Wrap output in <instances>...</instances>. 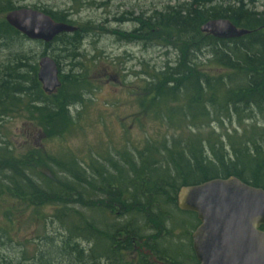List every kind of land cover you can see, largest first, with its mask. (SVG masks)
<instances>
[{"label":"trees","instance_id":"obj_1","mask_svg":"<svg viewBox=\"0 0 264 264\" xmlns=\"http://www.w3.org/2000/svg\"><path fill=\"white\" fill-rule=\"evenodd\" d=\"M23 1L0 0V55L6 54L0 62V124L27 112L44 130L63 124L76 127L71 108L88 102L92 87L83 75L61 74L57 64L60 87L52 95L42 91L37 56L23 51L27 39L4 20L6 13L24 7L18 6ZM231 2L192 0L158 21L159 35L165 39L174 34L172 42L180 44L182 56L176 67L152 76L156 85L146 93L151 98L148 104L143 100V106H165V111L155 110L168 118L180 117L193 135L197 127L236 117L249 124L242 139L225 135L226 145L191 135L147 140L142 150L83 161L70 151L40 160L36 152L20 153L0 138V203L6 197L20 203L0 210V264H192L190 245L177 242L190 239L189 230L198 221L177 209L178 190L235 177L264 191V127L255 123L258 116L264 120V12L249 9L242 0ZM39 11L73 26L62 13ZM220 19L250 33L229 40L200 33L201 25ZM78 36L60 34L52 42L58 41V52L71 60ZM202 50L211 65L205 71L197 65ZM167 104L179 107L167 109ZM44 207L52 209L50 215L41 213ZM20 221L33 224L45 250L36 246L35 253L26 256L24 246L30 241L13 237ZM177 234L181 238L172 241Z\"/></svg>","mask_w":264,"mask_h":264},{"label":"rangeland","instance_id":"obj_2","mask_svg":"<svg viewBox=\"0 0 264 264\" xmlns=\"http://www.w3.org/2000/svg\"><path fill=\"white\" fill-rule=\"evenodd\" d=\"M149 2V0H146ZM192 0H155L160 11L166 7H172V11L167 9L166 16H172L174 12H179L181 8H187ZM221 0H213L220 2ZM226 1V0H225ZM227 0L229 4H233ZM249 9L261 13L264 12V0H242ZM129 6L128 0H26L20 2L18 6L22 8H36L37 10H47L56 14H64L65 18L72 22L73 26L80 28L82 35L79 37L80 44L76 56L68 60L65 55L58 52L59 42H51L48 47L45 44H33L28 41L23 46V51L27 54L37 56L36 63L44 56H49L59 65L61 74L73 73L83 75L91 86L90 100L77 108H71V117L76 127H67L65 124L57 128L53 125L48 130L37 126L31 120L27 112H19L13 117L5 119L0 125L1 142L14 147L20 153L34 151L39 159L44 160L46 155H59L70 151L78 159L89 161L90 156L98 158L97 155L106 157L121 154L124 150H142L145 142H160L164 138H188L199 136L202 139L211 137L213 140H223L226 145L225 135L234 136L237 141L242 139L241 135L247 129L248 123L238 122L236 117L224 120L222 124L212 123L208 127H197L194 135L191 134L189 124L183 122L180 117L168 118L164 114H158L155 108L165 106H143L150 102L151 96H145L153 89L156 81L152 76L164 70L165 67H176L180 61L182 52L180 44L172 42L175 37L163 38V34L157 38L143 39L141 48L129 50L123 46V38L116 30L118 23L115 17L120 15V5ZM187 6V7H185ZM165 7V8H164ZM35 9V10H36ZM180 9V10H179ZM110 14V15H109ZM165 16V15H164ZM163 17H157L154 23H158ZM109 17V19H108ZM108 19V24H103V20ZM155 25V24H153ZM152 25V26H153ZM150 35V34H149ZM153 43V46L151 44ZM208 53L201 51L197 65L201 70L211 67L207 62ZM6 54L0 55V62L5 60ZM30 57V56H28ZM38 72V71H37ZM146 97V98H145ZM145 98V99H144ZM179 107L177 105H166ZM264 127V120L258 116L256 122ZM211 131L214 134H211ZM58 132H62L58 135ZM64 133V134H63ZM233 133H236L235 135ZM40 171L46 172L43 167L38 166ZM38 171V170H37ZM0 203V210L14 209L20 203L9 197ZM25 212L21 210L20 212ZM1 212V211H0ZM52 209L44 207L41 213L50 215ZM189 222L191 218L184 217ZM48 223V222H47ZM56 225V224H55ZM198 226V225H197ZM196 226V227H197ZM189 230L190 239L180 240L177 243H186L191 247V234L196 229ZM33 224L18 222L13 227V237L15 240L25 242L24 250L29 258L35 253L36 246L45 250V242L37 240L39 235L33 231ZM49 228H47L46 232ZM178 235V234H177ZM173 237L172 241L181 238ZM33 239V240H32ZM45 245V246H44ZM193 253V252H192ZM12 256L11 252H6ZM194 255V254H193ZM195 258V257H194ZM152 258H148L151 260ZM88 264H92L90 261Z\"/></svg>","mask_w":264,"mask_h":264},{"label":"water","instance_id":"obj_3","mask_svg":"<svg viewBox=\"0 0 264 264\" xmlns=\"http://www.w3.org/2000/svg\"><path fill=\"white\" fill-rule=\"evenodd\" d=\"M5 22L28 41L50 44L60 34H73L76 27L55 22L31 8H18L4 16ZM200 33L229 40L248 35L228 20H210ZM56 61H38L37 80L46 95L60 87ZM180 212L194 214L198 226L191 234V247L198 264H264V191L235 177L213 179L182 187L176 195Z\"/></svg>","mask_w":264,"mask_h":264},{"label":"flooded vegetation","instance_id":"obj_4","mask_svg":"<svg viewBox=\"0 0 264 264\" xmlns=\"http://www.w3.org/2000/svg\"><path fill=\"white\" fill-rule=\"evenodd\" d=\"M128 1H131V4H129V6H127L126 4L120 5V15L114 18V21L117 20L116 22L119 25L116 30L118 33L115 34L120 35L123 38V40H121L123 46H126L129 50H132L133 48H141L143 45L142 40L149 39V36H151V38H157V35H159V29L157 24L154 22L157 17H163L164 15V17H166V14L164 13L167 11V9L171 12L172 9L170 8L172 7H164V10L166 11H160L158 6L154 4L155 0H149V2L146 0ZM108 19L103 20V24L109 25L110 21ZM74 27H76L77 29V31L74 33H79L78 37H81L82 32L80 28L77 26ZM151 46H153V43L151 44ZM261 230L264 229L261 228ZM144 253L150 256V253L148 251H145ZM151 260L153 263H156L154 258H152ZM192 264H198L195 258Z\"/></svg>","mask_w":264,"mask_h":264}]
</instances>
